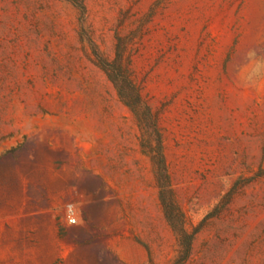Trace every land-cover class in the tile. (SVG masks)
<instances>
[{"label":"rangeland","instance_id":"rangeland-1","mask_svg":"<svg viewBox=\"0 0 264 264\" xmlns=\"http://www.w3.org/2000/svg\"><path fill=\"white\" fill-rule=\"evenodd\" d=\"M0 264H264V0H0Z\"/></svg>","mask_w":264,"mask_h":264},{"label":"trees","instance_id":"trees-1","mask_svg":"<svg viewBox=\"0 0 264 264\" xmlns=\"http://www.w3.org/2000/svg\"><path fill=\"white\" fill-rule=\"evenodd\" d=\"M111 72H115V69L111 67ZM115 78L111 77V81L114 83V85L116 86V83L118 82V80H123L124 84H125V89H121L118 91V95L119 97L125 102V104H127V106L131 107V104H136L139 102L140 97H139V93L138 90L135 88V86L132 84V81L130 80L129 77H124L123 79H119V75H115ZM130 102H132L130 104ZM161 147L159 146L158 148V156L160 157V166L162 168L163 166V159H162V155H161ZM190 238H189V243L186 249V252L188 253L190 250Z\"/></svg>","mask_w":264,"mask_h":264},{"label":"built area","instance_id":"built-area-1","mask_svg":"<svg viewBox=\"0 0 264 264\" xmlns=\"http://www.w3.org/2000/svg\"><path fill=\"white\" fill-rule=\"evenodd\" d=\"M67 219H68L69 223H71V224H74L75 223V220L73 218V211L72 210H69L68 211Z\"/></svg>","mask_w":264,"mask_h":264}]
</instances>
